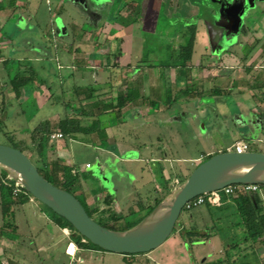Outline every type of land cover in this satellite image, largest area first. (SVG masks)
<instances>
[{"label": "rangeland", "instance_id": "1", "mask_svg": "<svg viewBox=\"0 0 264 264\" xmlns=\"http://www.w3.org/2000/svg\"><path fill=\"white\" fill-rule=\"evenodd\" d=\"M79 1L86 7H82L83 4L80 5ZM195 1L199 23L194 24L191 21L188 23L195 26L193 53L186 73L187 76H192L188 79L191 84L183 80L187 76L178 75V77L182 78L180 81L191 86L189 89L193 92L196 90L202 94L208 93L206 87H209L210 83L220 84L221 90L231 94V99H227L226 103H216L213 99H194L195 101L191 102L190 99H186L185 94L179 93L180 89L174 87L173 71H176L177 67L173 65L178 62V48L185 44L188 37L186 29L189 26L181 21L177 22L175 18L168 19L163 6H158L157 0H0L1 32H11V23L15 17L9 19L14 13L13 16H18L20 19L17 27L24 30L20 34L21 37L32 44L37 43V40L46 41L51 51L58 54L53 55V60L60 70L58 82L57 79L40 70L38 65H47L46 61L40 62L32 52L23 51L18 54L20 55L18 62L13 63L9 60L5 64L8 74L5 83L3 81L5 73H0V144L16 147L15 143H24L25 153L38 166V155L35 145L30 141L29 132L38 125L41 118L44 119L46 116H55L54 119L57 121L64 117L65 113L76 114L82 102L72 100L68 103L67 109L64 108L63 102L71 98V90L74 87L92 86L95 89L93 92L95 99L104 100L109 99L108 96L113 89L124 92L127 86L132 85V88H137L139 93H142V99L138 98L143 103L139 113H144L147 108L151 110L148 116L141 115L142 117L134 121L126 113L121 114L119 118L113 113L103 114L99 120L101 124L109 126L113 144L107 143L106 135L98 142L87 135L76 142L66 141L68 156L64 152H55L49 157L72 167L71 173L76 174L87 184L85 188L89 186L95 190V194H109L117 199V207L103 208L92 216L96 222L105 224L101 220L108 219L109 215L114 213H120L121 218L115 223V227L117 230H125L128 224L135 222L141 215L139 212L141 204H145L150 199L153 202L154 198L160 201L207 155L216 154L217 145L221 142L230 146L234 141H246L249 145L248 151L264 153V87L256 88L264 80V0H250L249 5L244 6V13L241 16L243 24L238 27L237 32H234L236 28L234 24L231 29L225 28V39L216 43L210 42L209 48L204 32L207 29L211 32L220 29L216 27L221 24L216 12L218 5L216 0ZM207 11L212 13L211 16ZM130 20L137 21L139 25L123 29L122 23L125 21L130 23ZM27 22L29 25H26ZM222 22L229 25V21ZM71 24L79 27L72 39ZM62 26L64 34L51 36L50 29L54 30ZM114 33H128L133 36L130 48L123 49V45L119 46L123 53L130 49L132 55L116 56L115 54L120 53L119 50L115 54L112 51L110 55L107 54L111 43L106 40L101 44L102 46L95 49V53L101 56L92 63V67H98V72L89 70L86 66L90 63L85 60L87 52L90 53L89 50L92 49L89 43L94 41L93 37L100 34L99 38L103 42L104 37L112 38L111 35ZM117 44H114V49ZM19 48L23 50L22 45ZM225 50L237 53L238 57L221 55ZM0 51H3V56L0 55L1 61L6 56L7 50L0 47ZM68 55H72L71 58ZM115 60L122 64L125 60L131 63L123 70H118L109 66ZM197 62L199 65L195 69ZM135 65L148 66L149 69L145 73L152 76L153 92H149L150 82L145 84L143 82L142 86L136 83V76L139 73L135 76L131 71V67ZM230 67V72L225 73L223 68ZM17 68L32 70L31 82L21 88L22 91L17 97L22 98L23 95H27V98L20 102L15 100L11 87H7L9 79L17 73ZM37 72L44 77L45 82L41 83L38 80ZM244 83H251L256 99H244V96H250V91ZM178 85L177 82L176 86ZM147 98L152 99V104L149 106L146 104ZM41 102H46L42 109ZM245 108L253 117L254 126L250 124L244 128L237 122L228 120L231 110L239 111ZM225 124L227 126H224ZM250 128L254 129L255 133H251L246 139L242 134L244 135V132ZM255 134H259L261 139H257ZM155 149L158 151L153 152ZM131 154L139 158L137 162L124 160L123 155ZM151 156L159 161H150ZM85 163H88L89 168L82 173L80 168ZM149 168L150 170L152 168V171L148 173ZM92 173L105 177L109 187L104 188L103 183ZM80 187L82 186L75 184L73 191L75 197L84 203L78 194ZM221 195L219 192V196ZM28 198L43 209L48 219L56 218L44 205L30 196ZM205 199L211 205L209 194ZM190 220L199 224L197 229L200 233L207 234L200 237L198 242L179 245L172 242V237L179 235V231L176 230L153 251L152 260L160 261L161 257H164L163 253L170 248L173 249L170 250L172 252L170 255H173L174 260H178L177 264H190L189 259L192 256L196 259L195 264H201L203 257L209 258L210 255L223 258L225 250L229 247L227 251L231 264L253 262L250 261L255 256L250 246L252 242L245 240L243 227L235 224L239 218L234 207L217 210L209 209L203 204L189 212L182 211L178 223L184 228H190ZM35 221L44 227L46 232L51 230L55 233V238L60 236L58 229L53 231V224L38 218H35ZM108 223L107 225L110 224ZM60 226H66L71 230L64 222ZM209 238L212 239H210L211 244L215 245L212 252L211 244L206 241ZM66 243L67 240L60 239V244L50 246L47 258L46 253H41L40 264H155L151 258L148 259L143 254L122 255L124 258L121 263L115 258L121 254L106 252L89 245L83 247L86 251L79 256L80 262H70V258L63 253ZM88 249L91 252L87 251ZM183 254H187L188 257H183Z\"/></svg>", "mask_w": 264, "mask_h": 264}, {"label": "crops", "instance_id": "2", "mask_svg": "<svg viewBox=\"0 0 264 264\" xmlns=\"http://www.w3.org/2000/svg\"><path fill=\"white\" fill-rule=\"evenodd\" d=\"M158 2V6H163V9L167 15L168 19H172V18H176L177 22L181 21L182 23H189V21H191L192 23L196 24L197 22L199 23V19L197 18V12H198V7L196 5V1H192V0H157ZM210 11V10H209ZM208 12V15L211 16V12ZM13 15H15L14 13L11 14V17L9 20H11L13 18ZM18 21H20V19H18V16H16L15 21H13L12 24V30L11 32L8 33H2L0 29V47L1 48H5V50H7L6 52V56L3 57L0 61V73H5L4 74V83L8 80L7 76V68L6 65L9 60H12L11 62H18V58L20 57V55H18L20 52H32V54H34L38 59V61H46V63H48L47 65L42 64V65H38L40 70L43 73H46V75H49L51 77H53L54 79H58V73H60V70L56 67L57 63L55 62V60H53V55H58L56 52H52L50 48H48V44L46 43V41L42 40H37V43H27V39L26 38H22L20 35V31L21 29H19L17 27ZM131 21V20H130ZM115 22V20H114ZM28 24V22L26 23ZM115 25V23H114ZM139 25V23L136 21L134 22L131 21L129 23L128 26H122L123 29H127L133 26ZM17 27V28H16ZM114 27V26H113ZM119 28V26H118ZM244 28V26H243ZM246 30V29H245ZM204 36L207 40V48L210 47V44L208 43L209 41V37L207 34V30L206 32H204ZM99 36H101L100 34L95 35V37H93L94 41L92 43H89L91 48L89 50L90 53L87 52V59L85 60V62H89L90 65L86 66L89 70H92L93 72H98V67H92L95 61H97L101 55L95 53L96 52V48H99L100 46H102L101 44H104V42L106 40H108L111 44L110 49L108 50L107 54H111V51L113 54H115L118 50L120 51V53L115 54L116 56L120 55L122 57L125 56H131L132 55V51L130 49L126 50L124 53L122 52V48L119 46L123 45V49L128 47H131V41H133V36L131 34L128 33H114L112 36V38H105L103 39V42L101 41V39L99 38ZM83 41V40H82ZM219 41V39L217 40ZM26 42V43H25ZM115 42V43H114ZM118 42V44H117ZM32 44V45H31ZM83 44V42H82ZM87 44V43H86ZM114 44L117 46H115L114 49ZM23 46V50H21V48H19V46ZM47 48L49 49V51L47 50ZM114 49V52H113ZM2 50V49H1ZM131 51V52H130ZM1 52V51H0ZM225 54V55H229V56H234V57H238L237 53H232L231 51L225 50L221 53ZM0 55L3 56V51L0 53ZM24 55V54H23ZM69 56V55H68ZM72 56V55H71ZM71 56H69V58H71ZM68 58V60H69ZM89 59V60H88ZM116 59V58H115ZM137 59V58H136ZM241 60V59H240ZM32 63V62H31ZM114 65H110L113 68H116L118 70H123L125 67H127L128 65H130L131 62H127V60H125V63L122 64L121 62H118V60H115ZM33 64V63H32ZM199 63L197 62V66L195 67V69H197ZM34 68V66H32ZM194 67V66H193ZM248 67V66H247ZM148 66L146 65H135L131 67V71L132 73H134V75L136 76V74L138 75L136 76V83L142 86V83H149L150 82V86H149V92L152 91L153 92V88H152V76H150V74H147L145 72L148 71ZM151 69V68H150ZM222 69V68H221ZM224 72H228L229 70H231L230 68H223ZM220 70V69H219ZM20 71H25L23 69H18L17 68V72ZM174 72V71H173ZM223 72V71H222ZM230 72V71H229ZM38 73V72H37ZM98 74V73H97ZM196 72L194 73V77H195ZM192 78V76H191ZM159 79V78H158ZM175 72H174V79H173V84L174 87H177V89H180L182 87L185 86V83H183V81H179V80H175ZM6 80V81H5ZM38 80L42 83L45 82L44 81V77L41 76L38 73ZM160 80V79H159ZM177 82L179 83L178 86ZM191 81H188V83H190ZM195 83V82H194ZM191 84V83H190ZM211 85L209 87H206V90H211L212 88H219L220 84H216L214 83H210ZM6 85V84H5ZM202 85V83H201ZM200 85V86H201ZM132 86V85H131ZM129 85V87H131ZM245 87H248L249 91H250V96H244V99H256L254 97L253 94V86L251 85V83H244ZM7 87H9V84H7ZM197 86H195L196 88ZM264 87V80L261 84L257 85V89H262ZM220 89V88H219ZM22 91V90H20ZM208 91V92H209ZM13 93V92H12ZM20 93V92H19ZM241 94V92H239ZM142 94V93H141ZM140 94V97L142 96ZM263 94V92H262ZM19 95V94H18ZM17 96H13L14 98H16L15 100L17 101H21L27 98V95H23L22 98H17ZM264 95V94H263ZM142 99V98H140ZM148 99V98H147ZM194 99H213L216 103H226L227 99H231V94L228 93L226 95H219V96H212L209 95L208 93L206 94H202L201 96H199L198 98H191L190 101L194 102ZM105 100L107 101L108 99H104L103 101L105 102ZM138 99H136V101L134 102V104H128L124 109H123V113L128 114L129 117L131 118L132 121L139 119L142 116H145V114L148 116L150 114V109L147 108L145 109L144 113H139L140 109L142 108V101H137ZM16 101V102H17ZM189 101V102H190ZM213 101V102H214ZM47 102V101H46ZM46 102H41L40 104V108L42 109V107L44 106V104ZM64 102V101H63ZM185 103H188L185 101ZM65 104V103H64ZM146 104L149 106L152 104V99H148L146 101ZM64 108H68V105L64 106ZM152 109V108H151ZM163 110V109H162ZM107 114V113H106ZM103 115V114H102ZM142 115V116H141ZM101 116V115H100ZM99 116V117H100ZM55 117V116H54ZM54 117H45L44 119L41 118L39 120V122L42 121H49L51 123H55L57 121H55ZM227 118V117H226ZM228 120L232 121V122H237L239 125L243 126L244 128H247L248 126H250V124L252 126L253 122L252 119L253 117L249 114V110L247 108L245 109H239V111L237 110H231V113L228 116ZM55 121V122H54ZM227 124V123H226ZM224 126H227V125ZM99 128L102 129L105 133V135L108 137L107 138V143L108 144H113L112 142V138H111V132H110V128L109 126H106L104 124H99ZM263 128V127H261ZM219 130V128L217 129ZM56 133V132H54ZM251 133H255L254 129L250 128V130H247L246 132H244V135L242 134V136H244V138H248V135H250ZM257 139H261V137H259V134H255ZM100 138H96V142H98ZM81 140L80 138H78V140H74V139H70V138H64V139H56L53 141L55 145V152L57 153H65L67 156V142L66 141H79ZM237 141H234L233 143H236ZM158 143V141L156 142ZM232 143V144H233ZM231 144V145H232ZM230 146L225 145L224 143H219V145H217L216 151L218 152H223V151H227ZM108 151V150H107ZM153 151V150H152ZM158 149H155L153 152H157ZM150 154L152 153L149 150ZM210 153V152H208ZM207 153V154H208ZM124 156V160L128 161V162H137L139 158H137L136 156H132L129 155H123ZM150 161H154L157 162L159 161L158 159H154L153 156H151ZM161 161V160H160ZM165 161V160H164ZM163 162V159L162 161ZM88 163H85L84 166L82 168H80V171H82V173L85 172L86 169H88L85 165H87ZM161 165V163H160ZM162 166V165H161ZM152 171V168L150 170V168L148 169V173ZM103 183L104 188L109 187V182L108 180L104 177V180L101 181ZM78 184L82 187L79 188V193H81V196L83 197V201L84 204L88 207H96L97 211H95L93 213V215H95V213H98V210H102L103 208H113L114 206L117 207V199L114 196L110 195L109 198V203H105L104 199L107 195L102 194V193H97L95 194V190L91 187H87L88 190H85L87 188H85L84 186L87 185L86 183H84L80 178H79V182ZM241 195V194H240ZM239 196V194L233 196V197H237ZM259 196L261 198L262 201V205L264 207V190H260L259 192ZM152 198V197H151ZM154 198V197H153ZM149 199V198H148ZM122 200V199H121ZM152 200L150 199V201H146L145 204H142V208L141 210H139L140 214L143 215L146 212V207L151 204ZM30 203V205H28ZM103 205V206H102ZM28 206H30L31 208H28ZM27 208V209H24ZM34 208V209H33ZM113 214V213H112ZM40 215H43V217H41ZM113 215L115 216H121L120 213H114ZM40 216V217H39ZM35 218L38 219H43L44 221H48V223L53 224V231L55 229H58L60 232V236L55 238V233L51 232V230H49V232H46V230L44 229V227L40 226L39 223H37V221H35ZM39 222V221H38ZM196 221L194 220H190L189 221V227H195L197 228L198 225L195 223ZM13 223L16 226L15 227V232H12V230H8L9 233H5L4 235H2L0 233V264H40L41 259H39V257L41 256V253H46V258H47V251L50 248V246H55L57 244H60V239L61 240H67V243L64 247L63 253L65 256L70 258V262H74V261H78L80 262L81 259L79 256H81V253L83 251H86L83 248H78L71 240V231L64 227V226H60L59 224H57V222L55 220H50V218L48 219L45 214L43 209L40 208V206L35 203V201H33L32 199H29L23 203L22 205H20L19 207L16 208V210L14 211V219H13ZM44 224V222L42 221V225ZM2 225V217H1V212H0V226ZM188 227V226H187ZM51 229V228H50ZM64 229H68L70 231L69 235H65V233L63 232ZM55 232V231H54ZM173 241L176 244H181V245H186V243H184V241H182V239L180 238L179 235L177 236H173ZM55 239V240H54ZM211 238L207 239L206 241H209V243L211 244ZM218 241V240H217ZM211 246V252L214 250L215 245H213V243L210 245ZM251 248H252V253L255 254L254 258L252 257L250 259V261L253 262H248L246 261V263L249 264H264V241L262 242H252L250 244ZM159 248V247H158ZM71 249V251H70ZM156 250V249H155ZM153 250V251H155ZM173 249H167L166 252H164L163 256L161 257L160 261L156 262L155 260H152L154 257H152L153 255V251L149 252V253H145L143 254L144 257L146 258H151V260L157 264H177L178 260H174L172 252L170 251ZM87 251L91 252L90 249H88ZM148 254V255H146ZM187 256V254H183L182 255ZM182 257V258H183ZM120 260V262L122 263L123 261V256L122 255H117V257ZM201 258V257H200ZM199 258V259H200ZM190 264H195L196 259L194 256H192L190 259ZM217 260H221V264H230V259H228L227 257L222 258H218V257H212L210 255V257H203V259L200 261L201 264H204L205 262H207L208 264H216ZM225 260V261H224Z\"/></svg>", "mask_w": 264, "mask_h": 264}, {"label": "water", "instance_id": "3", "mask_svg": "<svg viewBox=\"0 0 264 264\" xmlns=\"http://www.w3.org/2000/svg\"><path fill=\"white\" fill-rule=\"evenodd\" d=\"M249 1L216 0V12L221 21L216 27L224 32L225 28L231 29L234 24L236 33L243 24L241 16ZM79 4L83 3L79 1ZM82 7L86 6L83 4ZM222 21H229V25ZM57 30L59 35L64 34L63 26L57 27ZM207 34L210 39L208 29ZM0 171L11 185L65 219L91 244L106 252L133 255L145 254L160 247L172 233L184 205L194 197L215 193L228 185H264V153L223 151L211 155L199 163L139 222L125 230H113L97 223L73 194L46 180L38 173L29 157L17 148L0 144ZM92 174L100 181L104 180L102 175Z\"/></svg>", "mask_w": 264, "mask_h": 264}, {"label": "trees", "instance_id": "4", "mask_svg": "<svg viewBox=\"0 0 264 264\" xmlns=\"http://www.w3.org/2000/svg\"><path fill=\"white\" fill-rule=\"evenodd\" d=\"M192 1L195 2V0ZM13 17L16 18V16ZM13 21H15V19ZM122 25L128 26L129 22L125 21L124 23H122ZM172 25H174V22L172 23ZM187 26H189V28L186 29L188 33V37L185 41V44L181 45L178 48L179 50V53L177 55L178 62H176V64L173 65V67H177V70L174 71L176 78L175 80H179V81L182 80V78L180 79L178 75L180 76L183 75V77L187 76L186 73L188 72V69L190 67L189 63L192 58L193 46L195 40V35H194L195 26H191L189 24ZM77 29H79L78 26H76L75 24H71L70 26V30L72 31L71 39L75 36ZM189 29H192V31ZM23 31L24 30L21 29L20 34ZM50 31L52 33L51 36L53 37L54 35L56 36L59 35V31L57 30V28L54 30L52 28L50 29ZM51 36L47 35V37H50L52 39L53 37ZM48 48L51 49V47ZM48 48L47 50L49 51ZM110 65L113 66L114 63H111ZM189 78L191 77L187 76L186 79L184 78L183 80L188 81ZM31 80H32L31 69L17 72L11 79H9V86L11 87L14 96H17L21 88H23L28 83H30ZM184 87L186 88L185 89L180 88L179 93L185 94L187 97L186 99H191L194 97L198 98L199 96L202 95L200 91L194 90L193 92L191 89H189V87L191 86H188V84H185ZM94 90L95 89H93L92 86L86 88H78V87L72 88L71 90L72 96L71 98L64 101L65 103L64 106L68 105V103L72 100H76L79 103L82 102L81 104H79L77 113L74 115L65 113V116L57 120V122L55 123H51L47 120L39 122L38 125L29 132L30 141L35 145V149L38 155V162H39V164L37 163L38 166H36L32 162L30 156L28 157L37 168L38 173L53 185L61 189H64L73 195L75 193L73 191V188L75 184H78L77 181L79 180V178L77 177L76 174L73 175L71 173L72 167L67 166L65 163H59L58 161L49 158L52 154L55 153V144L53 143L54 140L50 139V135L53 134L54 132H60L63 136L61 139L70 138L74 140H78V138L81 139L83 136H87V135H89L94 139L102 138L105 134L104 131L99 128V124H100L99 116L106 113L107 114L113 113L115 117L119 118L121 114H123V109L128 104H134L136 99L141 98L139 90L137 88H132L127 86L124 92L118 91L116 90V88L113 89V91L110 93V96H108L109 99L104 102L102 99H95V95L93 94ZM208 94L212 96H219V95H226L228 94V92L223 91L219 88H212L208 92ZM84 122L87 124H85ZM15 144L16 147L13 148H17L25 153L26 145L24 143L17 142ZM210 156L211 155H207L204 158V160ZM2 180H5V176L4 173L0 171V212L2 217V225L0 226V233L4 235L5 233H9L8 230L10 229L12 230V232H15L16 226L13 223L14 211L16 210L17 207H19L28 200L29 195L23 191H20L16 196H13L12 195L13 185L10 186L5 185L2 182ZM258 187L260 190H264V185H258ZM219 192H218V198L215 200L214 199L211 200L212 207H210L211 205L209 204V201H206V199L204 200V204H206L207 208L223 210L230 207L231 208L234 207L235 213L238 215L239 218V221L236 222L235 224L241 225L243 227L245 233V237H244L245 240L246 241L250 240L251 242H262L264 237V207L262 205V201L259 196V193L258 192H253L250 194L239 193V196L233 197L230 195H225L223 192H221L222 195L219 196ZM78 194L81 196V193L78 192ZM203 197L205 198L206 195H203ZM81 198L83 201L82 196ZM109 198L110 195H107L104 199V202L109 203ZM78 201L81 203V205L84 207L85 211L90 217H92L93 213L97 211L96 207L88 208L79 199ZM158 202L159 199L154 198L153 202L146 207L147 209L146 212L143 215H140L135 222L128 224V226H126V229L134 226L137 222H139L145 215L149 213V211H151L155 207V205ZM141 208H142V204L139 210H141ZM185 212H189V211H185ZM54 215L56 216L54 220L57 222V224L60 225L62 222H64L67 225V227L71 228L70 238L78 248H83L84 246L89 245L100 249L99 247L91 244L85 238L80 236L65 219H63L62 217L56 214ZM109 216L110 217H108V219L101 220L102 223L105 222V224H101L99 222L97 223H99L100 225L106 228L117 230V228L115 227V223H117L118 219H120L121 216L118 217H116L115 215H109ZM108 222L109 223L112 222V225L111 223L109 224ZM107 223L109 225H107ZM176 230L179 231V236L182 239V241L186 243V245L200 241V237H203L207 234L206 232L200 233L198 229L195 227L184 228L178 222L175 224L172 232H175ZM81 239H85V242H81ZM227 249L229 250V247H227ZM227 249L225 250L224 255L225 257L228 258L229 252L227 251ZM221 263H222L221 260H217L216 262V264H221Z\"/></svg>", "mask_w": 264, "mask_h": 264}, {"label": "built area", "instance_id": "5", "mask_svg": "<svg viewBox=\"0 0 264 264\" xmlns=\"http://www.w3.org/2000/svg\"><path fill=\"white\" fill-rule=\"evenodd\" d=\"M63 136L60 132H56L50 135V139L56 140V139H61ZM249 149V145L246 141H241V142H236L234 143L231 147L228 148L227 151H233L235 153H244L247 152ZM86 167L88 168L89 165L87 164ZM2 182L5 185L10 186L11 184L5 179L2 180ZM221 192H223L225 195H230V196H235L239 193H244V194H250L253 192H260V189L258 187V185L255 184H244V185H228L226 187H224L223 189L220 190ZM20 192V190L18 188H16L15 186L12 187V195L16 196L18 193ZM219 191L215 192V193H211L209 196L211 197V200H215L218 198L214 196V194H218ZM204 200L205 198L203 197V195L194 197L193 199H191L190 201H188L184 207L183 210L185 211H190L194 208H197L201 205L204 204ZM63 232L65 233V235H69L70 231L68 229H64ZM263 241H264V237H263ZM81 242H85V239H81Z\"/></svg>", "mask_w": 264, "mask_h": 264}, {"label": "flooded vegetation", "instance_id": "6", "mask_svg": "<svg viewBox=\"0 0 264 264\" xmlns=\"http://www.w3.org/2000/svg\"><path fill=\"white\" fill-rule=\"evenodd\" d=\"M86 1V0H85ZM219 29V28H218ZM220 31V32H219ZM225 34V32H223L222 30H221V28L218 30V31H214V32H211L210 31V39H209V41H208V43L210 44V42H214V43H216V41H217V39H219V41L221 40V39H225V36L226 35H224ZM227 39V38H226ZM218 41V42H219Z\"/></svg>", "mask_w": 264, "mask_h": 264}, {"label": "bare ground", "instance_id": "7", "mask_svg": "<svg viewBox=\"0 0 264 264\" xmlns=\"http://www.w3.org/2000/svg\"><path fill=\"white\" fill-rule=\"evenodd\" d=\"M70 251H71V249H70Z\"/></svg>", "mask_w": 264, "mask_h": 264}]
</instances>
